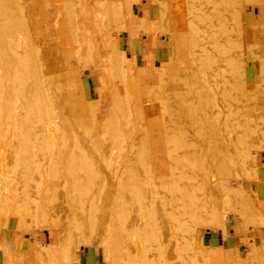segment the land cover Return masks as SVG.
Masks as SVG:
<instances>
[{
    "label": "rangeland",
    "instance_id": "rangeland-1",
    "mask_svg": "<svg viewBox=\"0 0 264 264\" xmlns=\"http://www.w3.org/2000/svg\"><path fill=\"white\" fill-rule=\"evenodd\" d=\"M61 1H59V0H48V2H45L44 0H42V1L32 0L31 1L32 3L37 2L38 4H41V7H39V6H38L39 8L35 7V9L33 7V9L36 13L33 12L32 9L29 11L30 12V19L28 22H30V21L31 22L30 23L27 22V25H26L27 31L33 30V27H32L33 23H34L33 18L35 19V16L37 15V13L39 14L37 16L44 15L45 17H48V18H46L47 20L50 18L49 23L52 24L51 26H50V24L47 27L45 26L47 29V32L44 30L45 29L44 28V29H42L41 33L37 36V37H39V44L43 40L47 41L46 49L51 52V55L49 56V58H47V61H48V63H51V71H49L48 75H46L45 77H43V76H42V78L38 77L39 79H37V76H35V78L37 79V81H36V80H34L35 78H33V76H34L33 67L31 64H28L27 65V67H28L27 72L29 75H28V78H26L28 81V83H26V87H28V88H26L28 90V94L33 92V93H31L30 98H31V103L33 105H35V106H33L34 112L38 118H39L38 114L40 115V117L44 116L43 118L41 117L42 120L40 119L41 122H40L39 126L41 125L40 128H42V130L47 129L46 131H48V132L46 133V131L43 130L44 133H43V131H41L42 133H39L38 135H36V138L38 140L36 138H33V140H32L33 141V145H32V147H33L32 152L33 153H31L33 155V158H30L31 160L28 158H26V159L23 158L25 160H22V159L19 160L18 158L12 159V161L13 160H19V161L22 160L25 162L27 161V164H25V162H23L24 163V166H23L22 161H21V163L19 161H17L19 163L14 161V163H17L15 165L18 166V164H19L18 168L17 167H15V169H14V167L12 168V171L13 170H16V171L9 173V175L7 174L9 171L6 172V174L10 177H11V174H13L14 172L16 173L17 171H18V174L20 172L19 175L21 177H22L23 173L25 174L26 172H28V174L26 173V175L23 176L21 179L19 178L17 185L19 183L20 186L18 185L16 188L12 187L13 190L12 189L11 190L13 192V197H12V193L10 191H8V193H7V195L9 196L8 198H10V199L14 198L15 199V202H14L15 206L8 205L7 208H5L4 205L0 206L1 207L0 208V210H1V212H0V247H2L3 250L5 251L6 264H15L12 261V259H10L9 253L13 254L14 256L16 254H19L18 259H22L20 264H50V263L51 264H111V263H113V264H116V263L117 264H125V262H127L128 259L130 261L127 262V264H147V263L150 264V262L152 264V261H153V264H160V263L161 264H165V263L166 264L167 263H169V264H187V263L188 264H199V263L200 264H206V263L207 264H209V263L210 264H217V263L218 264H236V263L237 264H256L258 260H260V262L258 261L257 264H260V263L263 264V262H264V204H263L264 203V126L263 125L254 124V125L248 126V134H249V132H253L254 133L253 136L247 135V136L243 137V136L235 133V134L229 135V137L228 136L225 137V135H224L223 137L227 138L226 140H224V141L222 140V141L218 142V140L216 139L217 140V142H216V140L209 139L208 136L205 135L202 137V138H205L204 141L203 140L201 141L202 138L200 140H198V142H200L203 145V147L205 148L204 152H207V153L206 154L203 153V155L205 154V157H204L205 159L203 161L201 158H198L197 160H194L192 162L194 164L191 166V169L196 174H199L200 178H198V182H196L197 185H194L195 189L191 188L194 190V194H193V190L189 189L190 194L188 193L187 195H189V196L193 195L195 197H198L201 194H206V195L212 196L213 199L218 200V204H217L218 209H220V210L224 209V213L221 216L220 222L216 221V223H214V222L213 223H207V224L199 225L197 227L187 228L186 216H182V217H180L181 222L180 221L178 222L179 224L180 223H182V224L179 225V224L173 223L166 230L167 233L165 232V234H164L165 236H163V238H162L159 236V232H156V231H158L159 225L157 223L158 221L154 220L155 218L150 212L152 210V206L145 204L146 207L145 206L144 207L146 209L144 208V211H143V208H142V212L138 211V214H137L136 213L137 211L134 209V206L136 207L138 205V199L140 197V195H138V194H140V193L137 192L136 190H134L135 188H131L130 190L125 189V191H124L123 187L120 189L119 186H121L120 184H122V182H124L125 177H123V174L127 173L128 171L130 173L132 172V174L133 173L136 174V172L139 171V169H142L141 166H143L145 164H146L145 167L149 166L148 162L151 161L153 156L151 154V150L149 149V152H148L147 149L150 147L152 139H158L160 141H163L162 139H164V140H166V138L168 139L167 133H165V132H167V131H165L166 130V123H165L166 122V115L163 111V106H162L164 99L165 100L167 99L166 101L173 103L176 100H179L178 96L175 97V94H173V93H175L173 90L185 91L188 88L187 86H189V85L192 86L193 84H195L194 81L197 79L198 76H200V77H198L200 79H197L196 81H198V80L201 81V80L205 79L202 76L204 74L199 75L202 73L201 72L202 66L200 64L201 63L200 62L201 57H200L199 53L201 50L203 51V47H204V49H211L210 48L211 44H210V42L208 43V40H207L208 38H212L209 35H212L213 33H215L212 35V36L215 35L213 37V39L219 40L220 42L224 43L225 45H229V43L231 44V42H229V41H232V40L233 41L236 40V42L239 41L238 43L240 45V49H238L239 51H238L237 57L240 59V62L244 61V57L245 58H247L248 56L251 57V52L253 53L252 56L257 55V57H259V59L264 61V51H263V49H264V41H263L264 40V34H263L264 30L262 31V29H264V0H198V1L197 0H127L126 2H125V0H116V1L115 0H112V1L111 0H100L101 2L99 1V3L97 0H96V2L94 0H70V2H68V0L67 1L63 0V3ZM102 1H107V2H104V4L105 3L108 4L109 1H111L112 3L109 2L110 6L107 7L106 5L103 4ZM43 2H44V4H42ZM51 2H53V3H51ZM72 2H73V4H72ZM45 3H48L49 5H47ZM64 3L66 5L72 4L71 7L73 6V10H74L73 14H75L74 16H72V18L70 16H68L69 14H68L67 9L66 10L64 9L62 11L63 13L60 12L61 8H63V7L66 8V5H63ZM93 3L98 4V5H93ZM161 3H163L164 5ZM195 3H196V8H195ZM56 4L58 6H56ZM84 4L87 6H85ZM190 4H191V6H190ZM228 4H230L231 6ZM82 5H84L87 8V14L90 17V21H91L90 22L91 24L87 26L88 27L87 29H89L88 32L89 31L91 32V33L89 32L88 36H90L89 39H92V40L90 42L88 37L85 38V40L88 39V40H86L87 42L85 41V43H86L85 45L81 41L80 31H81L82 26L79 24V18L81 16L80 11H81ZM218 5H219V7H218ZM227 5L230 7H228ZM112 6H113L114 10H113ZM226 6H227V8H226ZM55 7H58V8H55ZM211 8H213L214 10L211 11L212 10ZM231 8H232V11H231ZM208 9L209 10L211 9V10L209 11ZM146 10L148 12V18H149L150 22L148 24L143 22V24H142V21H143L142 17H144ZM163 10H165V11H163ZM101 11H103V12H101ZM104 11H106L107 13H105ZM116 12L118 14H116ZM33 13H34V15H33ZM64 13H65V16H64L65 17V25L68 27V29H66L67 27L64 28L65 27L64 18L61 17V16H63L62 14H64ZM159 13H161L162 15L161 14L159 15ZM120 14H122V15H120ZM217 14L220 16H218ZM92 15H93V17H95L96 15L98 17L96 16L95 18H93ZM44 16H42L40 18L44 19L45 18ZM106 16L107 17L109 16L108 17L109 19ZM122 16H124V17H122ZM197 16H198V18H197ZM230 16H231V19H230ZM53 17H54V19H52L53 23H51V18H53ZM56 17L58 18V20H56L57 19ZM67 17H68V19H67ZM75 17H76V19H75ZM220 17L223 21L222 23H221ZM103 18L105 20H103ZM66 19L68 20V22ZM112 19L114 22L111 23L110 20H112ZM188 19L192 20V22ZM224 19H225V21H224ZM215 20H216L217 24L214 23ZM218 20H220V21H218ZM54 21H55V24H54ZM56 21H58L59 23H57ZM101 21H102V23H101ZM60 22L63 23L64 29L62 27H60V25H58V24H61ZM69 22L72 24H70ZM131 22H132V24H135V26L132 25ZM187 22L188 23L190 22L189 24L192 25L193 27L189 28L190 25L187 26V24H188ZM241 22L242 23L244 22V23L242 24ZM113 23H115V24H113ZM29 24H32V26L31 25L29 26ZM56 24L58 25V27L56 26ZM94 24H96V25H94ZM122 24H126L125 27H123V30L120 29L121 26H123ZM127 24L130 26L129 27L130 29L128 28ZM215 24L217 25V27L219 24L218 30H216L217 27ZM116 25L119 27V29H117V27H115ZM151 25H153L155 28L153 26L150 27ZM183 25H185L186 29H185V27H183ZM229 25H230V27H229ZM42 26H44V25H41L40 28ZM49 26H50V28H49ZM53 26H55V27H53ZM72 26L76 27V28L73 29ZM95 26H98V27H95ZM209 26H211L212 29H210ZM221 26H224L225 28H223ZM100 27H102V28H100ZM108 27L110 28V31H107V30H109ZM111 27H112V29H111ZM113 27H115V28H113ZM220 27H221V29L223 28L226 30H220ZM238 27L239 28L241 27V28L239 29ZM60 28H62L63 31L62 30L60 31ZM77 28H79V30L75 32V30H77ZM93 28H95L94 31H93ZM98 28H100V29L105 28L102 31L107 32V34H104ZM126 28H127V30L128 29L130 30V31L128 30L130 33H127L128 31L126 30ZM138 28H140V29H138ZM192 28L193 29L196 28V30H195L196 34L192 33L195 31L191 32V30H193ZM236 28L239 29L240 31H238ZM230 29L231 30L233 29L232 33H231ZM67 30H68V34H65V33H67ZM185 31H187V32L184 33ZM225 31H227V32H225ZM73 32H74V34H72ZM92 32H94V34H92ZM180 32H182L183 34ZM190 32L192 33V35H190ZM45 33L48 36L45 35ZM101 33L106 35V36H103V38H102ZM108 33H110V34H108ZM203 33L206 34V37L207 36L208 37H207V39L200 41V37L203 35ZM221 33L226 35V36L221 35ZM70 34H72L71 35L72 37L70 36ZM96 34L98 35V37ZM181 34L183 35V37L180 36ZM235 34L237 37H235ZM40 35H41V37H40ZM79 35H80V37H79ZM92 35H93V37H92ZM44 36H45V38H44ZM61 36H65V37H61ZM112 36H113V38H111ZM219 36H220V38H218ZM51 37H53V39ZM178 37H179L180 41L178 39L177 42H180V43H178L180 45L176 44L177 43L176 40ZM185 37H186V39H185ZM193 37L195 39H193ZM228 37H230L231 39L233 38V39L229 40ZM49 38H51L52 40H50ZM74 38H76V40L78 42H76L74 40ZM257 38L259 41L257 40ZM262 38H263V40H262ZM66 40H68V41H66ZM93 40H95L97 43H95V41L93 42ZM99 40H100V42H99ZM70 41L72 42V45H69ZM225 42H227V43H225ZM74 43H76L78 45L75 47L76 44H74ZM91 43H92V45H90ZM204 43H205V45H204ZM257 43H258V45H256ZM87 44H89V45H87ZM241 44L246 46V48H244V46ZM241 46H243V47H241ZM88 47H89V49H87ZM247 47H249L250 49H247ZM85 48L87 49L88 52H86ZM179 48H183V49H179ZM243 48L246 50L242 51V50H244ZM70 49L73 51L70 52ZM89 50H91V51H89ZM179 50L181 53L179 52ZM212 50H213V48H212ZM193 51H195V53ZM239 52L242 53V56ZM243 53L245 54V56H243ZM108 54H109V56H108ZM175 55H177V56H175ZM27 56H29V55L26 54V57ZM79 56L81 59L79 58ZM83 56L87 59L82 58ZM88 57L89 58L91 57V58L89 59ZM148 57H149V59H148ZM43 58L44 57L39 58V62H40L39 64H41V61L43 60ZM197 58H199V59H197ZM78 59H79V61H78ZM108 59L110 62L108 61ZM76 60L78 61V63ZM91 60H93V61H91ZM100 60H101V63H100ZM117 62H118V64H117ZM180 63H181V65H180ZM103 64H106V65H103ZM193 65H195L197 68ZM252 66L253 65H252L251 61H249L248 65L245 66V70H246L245 71V74H246L245 77L247 78V82L250 84H253L255 86H258L259 84L264 85V72L262 73V75L259 79V80H263V82L258 83V79L256 78V76L252 70ZM168 67L172 72L169 71ZM179 67H180V69L178 70ZM241 67H243V64H241ZM241 67H240V74L233 76L234 81H236V82L239 81L238 83L244 82L243 81L244 74L241 72L242 71ZM260 67H264V63L260 64ZM116 68H117V70H116ZM70 70H71V73H70ZM141 70H143V71L141 72ZM190 70L191 71L193 70V71L191 72ZM64 71L69 72V73L68 72L67 73H68V75H70L69 77L72 80L70 78H68V75ZM27 72L25 73V75L27 74ZM176 72H178V73H176ZM72 73L74 74L73 76H72ZM190 74H192L193 77ZM31 75H32V77H31ZM122 75L125 77H123ZM127 76H128V78L129 77H131V78L128 79ZM26 77H27V75H26ZM46 77H47V79H46ZM157 77H159L163 80L161 81V79H159ZM184 77L187 80H185ZM195 77H196V79H195ZM201 77H202V79H201ZM48 78L49 79L52 78L53 80L52 79H50V80H52L53 83L51 81H50L51 83H49ZM56 78L58 80H56ZM134 78H135V80H134ZM40 79L42 81L38 82ZM159 80H160V82H159ZM178 80L179 81L181 80L182 83H181V81L179 82ZM69 81H71V82L68 83ZM174 81H175V83H173ZM67 83H68V85H67ZM39 84L43 85V86H40ZM52 84H54V85H52ZM32 85L38 86V87L35 86L37 89L34 88ZM31 86L33 89L31 88ZM40 89H42V90H40ZM160 89H162L164 91H162ZM259 91L263 92L264 90H259ZM42 92L44 95L41 94ZM148 92H150V93H148ZM45 93L47 96H45ZM164 93H165V95H164ZM32 94H34V95L36 94V96L38 95L37 98H38V100L39 99L40 100L38 102H35L36 100L34 101V99H36V98L34 95H33L34 96V98H33ZM40 94L43 97H45L46 100L45 99L43 100V97ZM149 94H151V95H149ZM167 94L168 95L170 94V95L167 96ZM81 95L83 96L82 98H81ZM148 96H149L150 100H148L149 99ZM151 96H152V99H151ZM137 97H138V99H137ZM171 97H173L174 99ZM80 98L82 100H79ZM122 98H123V100H122ZM130 100H132V101L130 102ZM159 100H161V101H159ZM40 101L42 102V104ZM101 101H103V102L100 104ZM140 101L142 103V104L140 103V105L142 107L144 106L143 108L141 107V109L139 106ZM33 102H35V104ZM123 102H124V104H122ZM74 103H75V106H74ZM153 103H155L157 106H155V104H153ZM131 104H133V105H131ZM263 104H264V102H262V105ZM41 105L44 107H42ZM123 105H125V107ZM136 106H138V107H136ZM147 106H149V108ZM150 106H151V112H150ZM35 107L38 110L39 109L41 110L42 108H43V110L46 109V111H44V112L47 113V115L44 112H43L44 115H42V112H40V110L38 111L36 109V111H35ZM49 107H50V109H49ZM95 107H97V108H95ZM173 107H176V106L173 105ZM263 107L264 106L261 107L260 113L264 116ZM51 108H52V110H51ZM126 108L128 109V111ZM146 108L149 109V113L146 112V111H148ZM49 110H51V113L52 112H54V113L50 114ZM102 110H103V112H102ZM47 111H49V112H47ZM97 111H99V112H97ZM36 112L37 113L39 112V113L37 114ZM57 112L61 113L62 118L55 117V114ZM82 112L84 114H81ZM88 112H90L92 114H90V113L88 114ZM94 112H96V113H94ZM121 112L123 115L121 114ZM128 112H129V114H128ZM161 112H162V114H161ZM93 113L96 114L97 116L96 115L94 116ZM126 113L128 115H125ZM145 113L148 114V115L146 114L147 118L145 116ZM155 113L158 117L157 122L153 121V120L157 119L155 117L156 116ZM158 113H159V116H158ZM86 114H88V115H86ZM50 115L52 117H50ZM123 116L124 117L130 116V118L125 119ZM148 116H150V117L148 118ZM85 117H87V118H85ZM114 117L115 118L118 117V119L117 118L116 119L118 120L119 126H118V123L116 122L117 120H113ZM134 117H136L137 119H135ZM48 118H50L53 123ZM140 118H142V120H144V121H142ZM43 119H44V124L42 125ZM85 119H87V120H85ZM89 119H90V121H89ZM130 119H132L133 121ZM149 119L152 121V123H151V121H149ZM45 120H46V122L48 121L47 122L48 124L45 123ZM145 120L147 121V124H146ZM86 121H89V123L90 122H93V123L89 124ZM162 121H164V125H162L163 124ZM84 122H86V123L83 124ZM113 122H115L116 124ZM143 122H145V124H143ZM81 123L83 126L81 125ZM111 123H113V125H114L113 127L111 126ZM45 124H47V127ZM92 124L94 126H92ZM107 124H109V125H107ZM156 124H157V126H156ZM106 125H107V127H106ZM116 125L119 128H117ZM133 125H134V127H133ZM145 125L150 126V127H146ZM90 126H91V128L93 127L92 128L93 130L89 129ZM110 126L112 128H110ZM124 126H126V128H124ZM45 127H46V129H45ZM137 127H138V129H137ZM151 127L154 129H152ZM51 128H54V129L52 130V132L49 135H46L51 131L48 129H51ZM57 128H59V130ZM102 128H105V129L102 130ZM121 128H123V129H121ZM131 128H132V130H131ZM164 128H165V130H164ZM261 128H263V129H261ZM55 129H56V131H55ZM184 129L185 130L180 129L179 131H181V132L186 131L185 132L186 135L182 133V135H184V137L186 138V137H188V135L191 131V128L189 125H187V126L185 125ZM57 131H59V132H57ZM82 131H84V132H82ZM53 132H57V133H53ZM72 132L74 133V135H72L73 134ZM81 132L83 134L85 133L84 135L87 136L86 139L89 142L88 145L84 144L86 151H87V155H85V157L89 158L88 152L90 150L94 149V151H100L98 153L95 152V155L92 157V160L94 162L93 168L92 169L89 168L90 171L93 170V172H95L92 174L88 170V168L80 166L77 157H75L77 160L76 159L71 160V161H73L74 165L72 162L70 163L66 159H65L66 160V163H65L64 158L62 160L64 163L59 165V159L55 160V161H57V163H56L52 159L53 157L50 156L51 154L54 153V152L52 153L51 150L52 149H53V151L55 150V146L57 144L56 142H58V139L61 140V138L63 137L59 133L70 134L73 136L72 138L74 140L71 141V143H73L71 145V148H73L75 146L74 143L75 142L77 143V140H78L77 137L83 136V134ZM89 132L91 133V135ZM113 132H116V133H113ZM160 132L162 134H160ZM119 133H120V135L123 136V137L121 136L122 138L119 136ZM54 134H56L58 136V138ZM114 134H117L116 135L117 137H115ZM176 134H180V132L177 131ZM40 135L44 136V137H41ZM52 135H54V137H56L57 139L52 140V138H53ZM125 135L128 136L129 138L134 139L133 150H130L129 148H127V146L125 145V142H123V141L127 140L126 138H128ZM131 135H133V136H131ZM155 135H156V138H155ZM164 135H166V136H164ZM108 136H109V138H108ZM118 136H119V138H118ZM146 136H147V138H146ZM177 136H181V135H177ZM111 137H113V138H111ZM151 137H152V139H151ZM163 137H165V138H163ZM42 138H43V141L45 140L44 142H42ZM91 139H92V141H91ZM36 140H37V144H35ZM51 140H52L53 144H55V143L56 144L55 145L51 144L52 143ZM54 141H56V142L54 143ZM245 141H246V143H245ZM39 142H40V144H39ZM90 142H91V144H90ZM114 142H116V144ZM214 142L216 144H214ZM118 143H120V144H118ZM207 143H208V146L210 148L207 146ZM210 143H212L211 144L212 146L210 145ZM110 144L114 145L115 147L113 146V148H111L112 146ZM36 145H40L41 147L40 146H38L39 148L36 147L37 148V150H36L34 147ZM97 145H99V146H97ZM118 145H120V146H118ZM122 145H124V146H122ZM214 145H216L217 148H215ZM116 146H118V148ZM137 146H138V148H137ZM218 146H220V147H218ZM221 146H223V147H221ZM42 148H44L45 151ZM99 148H100V150H98ZM207 148L212 150L211 154L213 156L211 155V158L213 157L214 159L210 158V150H208ZM119 149H120V151H119ZM134 149H137V150L134 151ZM162 149H163V151H162ZM167 149H168L167 145H164V146L161 145L160 148L158 147V149L156 150L155 155L160 156V155L165 154L164 156H160V157L165 158L166 153H167ZM10 150H9V152H10ZM123 150H125V151H123ZM42 151H43L44 155H42ZM128 151H130L129 154H128ZM165 151H166V153H165ZM46 152H48V153H46ZM225 152H227V153H225ZM35 154H36L38 160H37V158H35ZM147 154H149L152 157H150L149 155L147 156ZM100 155H101V157H100ZM119 156H122V157H119ZM223 156H225L226 159ZM41 157H43V158H41ZM50 157L55 163L52 161V163H53L52 164L51 160L49 161L50 164L47 163L48 162L47 160H49ZM88 158H86V160ZM121 158H125V159L123 160ZM43 159L45 161H43ZM41 160L43 163L41 162ZM122 160L124 161V164L126 166H123L124 164H122L123 163ZM212 160H214L217 164ZM218 160L220 161L219 164H218ZM228 160H229V162H228ZM67 161L70 163L69 166H68ZM75 161H76V163H75ZM126 161H127V163H126ZM195 161H197L196 165H195ZM199 161L205 164V165L203 164L204 168H202L203 165ZM211 161H212V163H211ZM118 162H120V163L118 164ZM221 162H222V164H221ZM225 162L227 165H225ZM115 163H117V165H119L120 167L119 166L117 167V165ZM207 163H210V164H207ZM54 164H56V165H54ZM75 164L76 165L78 164L77 167ZM214 164H216L217 166ZM35 165H37V166L35 167ZM198 165H200V167H197ZM222 165H223V167H222ZM230 165H234V167L231 168ZM238 165H241L240 168L244 166L241 169V172H240V168L238 167ZM52 166H55V167H52ZM57 166H58V168H57ZM61 166H62V168H61ZM109 166L112 168H110ZM122 166L124 167V170H123L124 172L122 174V177L120 178L122 180L119 179L120 180L119 186L116 185V187H114V189H111L109 192H104L103 187L101 188L102 184H104V182L106 180H110L111 176L113 175L112 172L115 169L122 168ZM128 166L131 169L130 168L126 169ZM207 166H209L208 167L209 169L212 168V170H210L211 173L208 172L209 169L207 168ZM22 167H23V169H21ZM29 167H30V169H29ZM228 167H230L231 169ZM50 168H52V170H54V169L56 170V168H57L59 175H56L55 174L56 171L54 172ZM74 168H75V170H74ZM26 169H29V170L32 169V171H34V172L31 173V171H28ZM38 169L40 170V172ZM199 169H200V171H198ZM202 169H205V171L207 169L208 170L207 173H209L211 175L206 174V172H204V170L202 171ZM49 170L52 171L51 172L52 175L54 174L52 178H51L52 175L51 176L49 175L50 174ZM63 170H65V171H63ZM226 170H229V171H226ZM24 171H26V172H24ZM29 172H30V175H29ZM42 172H45V174ZM169 172L170 171H167L166 175H169V177L171 175L173 176L174 173L172 172V174H171V172L170 173ZM68 173H71V174L67 175ZM113 173H115V171ZM227 173H228L227 176H229V177H232L234 175V177H232L233 179L235 178L234 181L237 180L236 182L238 185L236 184V186L233 185L235 182H233V183L231 182V188L232 189L230 188V186H228L230 183L226 186L223 183V180H225V179L221 180V177L224 175L226 176ZM40 174L42 176H40ZM93 174H94V177H92ZM246 174H247V176H246ZM248 174L250 176H248ZM14 175L15 174H13V176ZM31 175H33V176H31ZM34 175H36V176H34ZM37 175H39L40 177L39 176L37 177ZM43 175H45V176L47 175L48 177L46 176L47 178L46 177L43 178ZM55 175L59 178H56ZM204 175L207 177V179L209 178V180L205 179ZM96 176L99 179H97ZM211 176H213L212 177L213 179L210 178ZM219 176H220V178H219ZM201 177H204L203 180ZM25 178H26V180H25L26 183L24 181ZM34 178H35V182H34ZM92 178H94V181ZM216 178H217V180H216ZM31 179L33 180V182L30 181ZM101 180H102V182H101ZM199 180H200V182H199ZM36 181H38V182H36ZM40 181H42V183ZM87 181H88V183H87ZM90 181H93V187H92V185H89L91 183ZM99 181H100V183H98ZM205 181H208V182L204 183ZM209 181H210V183H209ZM211 181H212V183H211ZM40 183L42 185H44L48 191V193L46 192L48 195L45 194L44 198L48 196V198H46V199L49 200L51 198V201L54 200V198L55 199L59 198V199L55 200V203L52 201L53 203L50 204V202H51L50 201L48 204L50 206L47 205L48 200L46 201V199L41 200V202L44 201L43 203H39L40 202V197H39V200L37 201L38 196L36 197L37 192H35V191L38 190L37 188L42 186V185H40ZM86 183H87V185H83ZM214 183H216L218 185H221V184L222 185L221 186L217 185V187H216V184H214ZM219 183H221V184H219ZM22 184L23 185L26 184V186L24 185L25 192H23V188H22L23 185ZM35 184L37 187L35 186ZM206 184H207V186H206ZM30 185H31V187H30ZM12 186H14V184ZM15 186H16V184H15ZM211 186H213V188ZM214 186L216 189L214 188ZM79 187H81L82 189ZM206 187H208V188H206ZM85 189L88 192H86ZM97 189H100V190H97ZM101 189H102V191H101ZM203 189L206 191H204L202 193ZM211 189H213V190H211ZM224 189H226V190H224ZM233 189L236 190V191H234V193L236 192L237 195L233 194L232 192H231L232 193V195H231V193L229 191H231V190L233 191ZM237 189H238V191H237ZM83 190L88 195L85 194L84 192H82ZM119 190H120V192H119ZM251 190L253 192L250 193ZM187 191H188V189H187ZM224 191H226V192H224ZM26 192L27 193L31 192L30 197L33 198L35 201V202L34 201L31 202V204H30L31 207L29 206L30 208H28L26 204H23L25 202V194H27ZM227 192H229V195ZM95 193L96 194L99 193L100 195L97 194V197H96ZM217 193H218V195H217ZM239 193H241V194H239ZM136 195H137L138 199H137ZM23 196H24V198H23ZM66 196H68V199ZM171 196L174 197L173 195H171ZM20 197H22V198H20ZM185 197H186V199H188V197L183 194L184 199H185ZM218 197H219L220 201H219ZM22 199H23V201H22ZM255 200L260 201L261 204H259ZM95 201H96V203H95ZM141 202H142V200H141ZM228 202H229V204H228ZM240 202H242L243 205ZM37 203L40 205V207H41V204L42 205L44 204L43 207L45 205H47V207L45 206V208L47 209L45 211H46V213L49 214L48 216L43 217L42 220H40V221L36 219V214H37L36 212L38 209H40L39 205H37L38 207L37 206L35 207V205ZM67 204H68V206H67ZM18 205H19V207H18ZM88 205H90V206H88ZM247 206H249V207H247ZM26 207L30 210V212L28 209H26ZM32 207H34L36 209L38 208V209L35 210ZM43 207H42L41 211L44 210ZM241 207L243 209H241ZM93 208L94 209L97 208V209L94 210ZM113 208L114 209L118 208V209L115 210L113 213V211H112ZM252 208H254V209H252ZM255 208H257L258 210ZM240 209H241V211H240ZM4 210H5V212H4ZM6 210H7V213H6ZM31 210H33V212ZM24 211L26 212V215H25ZM67 211H70V212H68V214H67ZM110 212H112V213H110ZM4 213H6V215ZM122 213H124V214H122ZM112 214H117V215L120 214V215L119 216L114 215L112 217ZM133 214H135V215L133 216ZM24 216H25V218H23ZM70 216H71V218H70ZM115 216L118 218L120 217L118 219L119 221L117 220L118 223L115 221V218H116ZM141 216H143V217H141ZM110 217L112 219L115 217L112 220L113 222L111 220L109 222V219H111ZM125 218H126V220H125ZM121 219H124V223L121 222V221H123ZM140 219H142V220H140ZM250 220H252V221H250ZM183 221H185V222H183ZM34 222H35L36 226H34L35 225V224H33ZM41 222H42V229H38L39 223L41 224ZM115 222H116V224H114ZM67 223H69V224H67ZM71 223H72V225H71ZM108 223H110V224L107 226ZM151 223L154 227L151 225ZM112 224L114 225V227H112L113 226ZM117 224H120L122 227L121 228H119L120 226L117 227ZM67 225H69V226H67ZM180 226H182V227H180ZM116 227H117V229H116L117 231L114 230ZM123 227H125V228H123ZM175 227L176 228L178 227L177 228L178 230ZM108 228L111 229L112 231L110 230L111 231L110 232ZM118 228H119V230H118ZM122 228H123V230H121ZM131 229H133V230H131ZM35 230L37 231V234L31 232V231H35ZM136 230H138L139 232L137 231L138 232L137 233ZM142 230H144V231L141 232ZM149 230L150 231L153 230V231L149 232ZM173 230H175L176 232ZM127 231H129V232H127ZM132 231H135V232L132 233ZM145 231H146V234H145ZM31 233L34 235H32ZM109 233H110V236L108 235ZM111 233H113V235ZM155 233H156V235H155ZM18 234H20V237L22 238V245H21L20 251L17 250V244H16V238H17ZM105 234L107 235V237ZM123 234H125L126 237L125 236L123 237ZM130 234L131 235L135 234V235H133L135 237L134 238H133V236L131 237ZM115 235L118 236L120 238V240ZM128 235H129V238L131 237L133 239L132 242H131V238L130 239L127 238ZM140 235H142V236H140ZM148 235L151 236L153 239H151V237H149ZM170 236H171V238H170ZM157 237H159V238H157ZM110 238H112V239H110ZM123 238H126L128 240H126V239L123 240ZM172 238H174V239H172ZM203 238L205 240L204 244L202 242ZM106 239L108 240V242ZM116 239H118V241ZM179 239H180V241H179ZM112 241H114V242H112ZM154 241L156 242L155 244H157V242H158L157 245L167 244L165 252L162 254V256H160L161 253L159 252V250H154L153 248H151L152 243H154ZM200 241H201V243H200ZM109 242H111V243H109ZM118 242H119V244H118ZM176 242H178V243H176ZM103 243H107V244H105V246H104ZM108 243H109V245H108ZM147 243H149L150 247ZM140 244L143 246H141ZM251 244H253V245H251ZM110 245L113 246V247H111L112 249H114V245L116 246L115 247L116 249L113 250L115 252H113L112 249L109 248ZM180 245H181V247H180ZM185 245H187V246H185ZM51 246H53V247H51ZM174 246L177 247V250ZM117 247H119V249ZM247 247H248V249H247ZM140 249L141 250L144 249V250L141 252ZM251 249H253V250L251 251ZM218 250L220 251V253L216 252ZM248 251H251V252H248ZM52 252H53V254H52ZM116 252L118 253L117 258L119 257L118 258L119 260L116 258ZM140 252H141V254H139ZM216 253L217 254L219 253V256ZM248 253H251V254H248ZM119 254L120 255L122 254V255L120 256ZM138 254H139V256H138ZM130 255L132 256L131 259H130ZM198 255H202V257L204 256L203 257L204 259ZM127 256H129V257H127ZM205 256H208V257H205ZM121 257H122V260H121ZM134 257H135V260H134ZM136 257H138V258H136ZM139 257H141V258H139ZM145 257H146V259H145ZM215 257H217V258H215ZM112 258H114V259H112ZM132 258H133V261H132ZM150 258H152L153 260H151ZM156 260H157V262H156ZM134 261H136V262H134ZM191 261H192V263H191ZM131 262H133V263H131Z\"/></svg>",
    "mask_w": 264,
    "mask_h": 264
},
{
    "label": "bare ground",
    "instance_id": "bare-ground-1",
    "mask_svg": "<svg viewBox=\"0 0 264 264\" xmlns=\"http://www.w3.org/2000/svg\"><path fill=\"white\" fill-rule=\"evenodd\" d=\"M32 0H0V206L1 205H4L5 206V208H7V206L8 205H10V206H15L14 205V202H15V199L14 198H8L9 196L7 195V193H8V191H10L11 193H12V197H13V192H12V187H14V188H16L18 185H19V183H18V185H17V182L19 181V178L21 179L23 176H25L26 175V173L28 174V172H26V171H24V172H26L25 174L23 173V175H22V177L19 175L20 174V172H19V174H18V171L15 173H13V174H15L14 176H13V174H11V177L10 176H8L9 175V173H11V172H13V171H16V170H13L12 171V168L14 167V169H15V167H17L18 168V166H19V164H18V166L17 165H15V164H17V163H21V161L22 160H25L26 158H28V159H30V158H33V155L31 154V153H33L32 152V145H33V138H36V135H38L39 133H42L41 131H43L42 130V128H40V126H39V124H40V122H41V117H40V115L38 114V116H39V118L37 117V115L35 114V112H34V107L33 106H35V105H33L32 103H31V98H30V95H31V93H33V92H31V93H29L28 94V90L26 89V88H28V87H26V83H28V81H27V79L26 78H28V70H27V65L28 64H31L32 65V67H33V73H34V76H33V78H35V76H37V79H39L38 77H41L42 78V76L43 77H45L46 75H48V73H49V71H51V63H48V61H47V58H49V56L51 55V52L49 51V50H47L46 49V43H47V41H45V40H43L40 44H39V37H37L40 33H41V31H42V29H44L46 32H47V29H46V27L50 24L49 23V19L47 20L46 18H48V17H45L44 15H42V16H44L45 18L44 19H42V18H40V17H42V16H37V15H39L38 13H37V15L35 16V19L33 18V20H34V23H33V26H32V24H29V26L31 25L32 27H33V30L32 31H27V29H26V25H27V22L29 21V19H30V10L32 9L33 10V12H35L34 11V9H35V7H41V4H38L37 2L36 3H32L31 2ZM40 1H42V0H40ZM45 2H48V0L46 1V0H44ZM59 1H61V0H59ZM65 1H67V0H65ZM95 2H96V0H94ZM98 1V3H99V1L100 0H97ZM112 1V0H111ZM111 1H109V2H111ZM116 1V0H115ZM127 0H125V2H126ZM198 1V0H197ZM57 2V1H56ZM62 3H63V0L61 1ZM68 2H70V0H68ZM86 2V1H85ZM90 2V1H89ZM101 2V1H100ZM103 2V4H104V2H107V1H102ZM109 2H108V4H109ZM119 2V1H118ZM208 2V1H207ZM233 2V1H232ZM50 3V2H49ZM51 3H53V2H51ZM60 3V2H59ZM112 3V2H111ZM116 3V2H115ZM153 3V2H152ZM190 3V2H189ZM211 3V2H210ZM223 3V2H222ZM239 3V2H238ZM42 4H44V2L42 3ZM45 4H47V5H49L48 3H45ZM72 4H73V2H72ZM71 4V5H72ZM101 4V3H100ZM107 3H105L104 5H106L107 7H109L110 6V4L108 5ZM121 4V3H120ZM160 4V3H159ZM161 4H163V3H161ZM214 4V3H213ZM225 4V3H224ZM55 5V4H54ZM63 5H66L65 3L63 4ZM71 5H66V8H61V13H63L62 11L65 9H67V11H68V16H70L71 18H72V16H74L75 14H73V12H74V10H73V6L71 7ZM85 5V4H84ZM82 5V8H81V11H80V14H81V16H80V18H79V24L82 26V28H81V31H80V35H81V41H82V43H84V45L86 44L85 43V41L86 40H88L89 39V37L90 36H88V34H89V32H88V30L89 29H87L88 27V25H90L91 23V21H90V17L88 16V14H87V8L85 7V6H87V5ZM93 5H98V4H95V3H93ZM113 5V4H112ZM125 5V4H124ZM164 5V4H163ZM167 5V4H166ZM178 5V4H177ZM187 5V4H186ZM209 5V4H208ZM228 5H230V4H228ZM227 5V6H228ZM56 6H58L57 4H56ZM79 6V5H78ZM190 6H191V4H190ZM227 6H226V8H227ZM231 6V5H230ZM230 6H228V7H230ZM33 7H34V9H33ZM38 7V8H39ZM89 7V6H88ZM167 7V6H166ZM187 7V6H186ZM217 7V6H216ZM218 7H219V5H218ZM55 8H58V7H55ZM60 8V7H59ZM112 8H113V6H112ZM164 8V7H163ZM189 8V7H188ZM195 8H196V3H195ZM221 8V7H220ZM79 9V8H78ZM91 9V8H90ZM192 9V8H191ZM212 9V10H211ZM210 10L211 11H213L214 9L213 8H211ZM223 9V8H222ZM80 10V9H79ZM113 10H114V8H113ZM112 10V11H113ZM152 10V9H151ZM209 10V9H208ZM209 10V11H210ZM217 10V9H216ZM215 10V11H216ZM235 10V9H234ZM119 11V10H118ZM117 11V12H118ZM161 11V10H160ZM163 11H165V10H163ZM231 11H232V8H231ZM58 12V11H57ZM56 12V13H57ZM98 12V11H97ZM101 12H103V11H101ZM105 13H107L106 11H104ZM116 12V14H118ZM120 12V11H119ZM187 12V11H186ZM194 12V11H193ZM229 12V11H228ZM36 13V12H35ZM92 13V12H91ZM95 13V12H94ZM93 13V14H94ZM121 13V12H120ZM214 13V12H213ZM218 13V12H217ZM240 13V12H239ZM60 14V13H59ZM98 14V13H97ZM111 14V13H110ZM161 13H159V15H160ZM221 14V13H220ZM33 15H34V13H33ZM54 15V14H53ZM52 15V16H53ZM57 15V14H56ZM63 16H61V17H63L64 18V25H65V13L64 14H62ZM120 15H122V14H120ZM162 15V14H161ZM193 15V14H192ZM218 15V14H217ZM97 16V15H96ZM95 16V17H96ZM101 16V15H100ZM215 16V15H214ZM218 16H220V15H218ZM217 16V17H218ZM55 17V16H54ZM54 17L53 18H51V23H53L52 22V19H54ZM60 17V16H59ZM69 17V18H70ZM92 17H93V15H92ZM95 17H93V18H95ZM98 17V16H97ZM107 17V16H106ZM109 17V16H108ZM107 17V18H108ZM122 17H124V16H122ZM240 17V16H239ZM57 18V17H56ZM74 18V17H73ZM100 18V17H99ZM102 18V17H101ZM129 18V17H128ZM143 18V21H142V24H143V22L144 23H149L150 22V20H149V18H148V12H147V10L145 11V14H144V17H142ZM160 18V17H159ZM197 18H198V16H197ZM208 18V17H207ZM67 19H68V17H67ZM66 19V20H67ZM75 19H76V17H75ZM109 19V18H108ZM111 19V18H110ZM194 19V18H193ZM220 19H221V17H220ZM230 19H231V16H230ZM241 19V18H240ZM56 20H58V18L56 19ZM74 20V19H73ZM96 20V19H95ZM103 20H105L104 18H103ZM122 20V19H121ZM127 20V19H126ZM140 20V19H139ZM188 20H190V19H188ZM217 20V19H216ZM216 20H215V22L214 23H216ZM111 21V23L112 22H114L113 21V19L112 20H110ZM109 21V22H110ZM118 21V20H117ZM191 22H192V20H190ZM218 21H220V20H218ZM217 21V22H218ZM224 21H225V19H224ZM227 21V20H226ZM243 21V20H242ZM31 22V21H30ZM30 22H28V23H30ZM57 23H59L58 21H56ZM62 22V21H61ZM60 22V23H61ZM67 22H68V20H67ZM95 22V21H94ZM106 22V21H105ZM130 22V21H129ZM162 22V21H161ZM201 22V21H200ZM203 22V21H202ZM208 22V21H207ZM211 22V21H210ZM209 22V23H210ZM223 21H222V19H221V23H222ZM70 23V22H69ZM101 23H102V21H101ZM116 23V22H115ZM115 23H113V24H115ZM128 23V22H127ZM141 23V22H140ZM188 23V22H187ZM190 23V22H189ZM187 24V26L188 25H190V24ZM196 23V22H195ZM234 23V22H233ZM240 23V22H239ZM242 23V22H241ZM244 23V22H243ZM242 23V24H243ZM54 24H55V21H54ZM53 24V25H54ZM62 24V25H61ZM61 24H58V25H60V27H64L63 26V23H61ZM67 24V23H66ZM70 24H72V23H70ZM98 24V23H97ZM106 24V23H105ZM108 24V23H107ZM121 24V23H120ZM131 24H132V22H131ZM217 24V23H216ZM215 24V25H216ZM41 25H44V26H42L41 28H40V26ZM52 24H50V26H51ZM58 25L56 24V26L58 27ZM94 25H96V24H94ZM102 25V24H101ZM119 25V24H118ZM123 26H121V28L120 29H122L123 30V27H125V25L126 24H122ZM128 25V24H127ZM132 25H134L135 26V24H132ZM154 25V24H153ZM153 25H151L150 27H152ZM194 25V24H193ZM206 25V24H205ZM210 25V24H209ZM213 25V24H212ZM227 25V24H226ZM225 25V26H226ZM46 26V27H45ZM50 26H49V28H50ZM74 26V25H73ZM72 26V27H73ZM99 26V25H98ZM98 26H95V27H98ZM108 26V25H107ZM120 26V25H119ZM133 26V27H134ZM155 26V25H154ZM153 26V27H154ZM53 27H55V26H53ZM56 27V28H57ZM67 26L65 25V27L64 28H66ZM94 27V26H93ZM115 27H117V29H119V27L116 25ZM115 27H113V28H115ZM130 26L128 25V28H129ZM183 27H185V25H183ZM191 27H193L192 25H190V27L189 28H191ZM210 27V29H212L211 28V26H209ZM208 27V28H209ZM216 27H217V25H216ZM221 27H223V28H225L224 26H221ZM221 27H220V30H226V29H221ZM229 27H230V25H229ZM244 27V26H243ZM28 28V27H27ZM62 28H60V31L62 30L63 31V29ZM76 27H73V29H75ZM100 28H102V27H100ZM100 28H98V29H100ZM135 28V27H134ZM141 28V27H140ZM140 28H138V29H140ZM148 28V27H147ZM146 28V29H147ZM155 28V27H154ZM163 28V27H162ZM218 28H219V24H218V27L216 28V30H218ZM233 28V27H232ZM239 28V27H238ZM241 28V27H240ZM239 28V29H240ZM262 28V27H261ZM59 29V28H58ZM66 29H68V27L66 28ZM94 29L95 28H93V31H94ZM103 29H105V28H103ZM103 29H100L101 31L103 30ZM107 29V28H106ZM108 29L109 30H107V31H110V28L108 27ZM111 29H112V27H111ZM130 29V28H129ZM128 29V30H129ZM133 29V28H132ZM153 29V28H152ZM169 29V28H168ZM185 29H186V27H185ZM184 29V30H185ZM193 29V28H192ZM237 29V28H236ZM239 29H237L238 31H240ZM50 30V29H49ZM79 30V28H77V30H75V32L76 31H78ZM126 30H127V28H126ZM125 30V31H126ZM127 30V31H128ZM151 30V29H150ZM167 30V29H166ZM181 30V29H180ZM189 30V29H188ZM187 30V31H188ZM196 30V28L195 29H193V30H191V32L192 31H195ZM233 30V29H232ZM232 30L230 29V31H231V33H232ZM264 29H262V31H263ZM44 31V32H45ZM56 31V30H55ZM106 31V30H105ZM117 31V30H116ZM130 31V30H129ZM127 32V33H130V32ZM187 31H185L184 33H186ZM190 31V30H189ZM229 31V30H228ZM49 32V31H48ZM65 32V31H64ZM88 32V33H87ZM96 32V31H95ZM100 32V31H99ZM98 32V33H99ZM103 32V31H102ZM168 32V31H167ZM173 32V31H172ZM190 32V35H192V33H195L196 34V31L195 32H192L191 33ZM205 32V31H204ZM221 32V31H220ZM225 32H227V31H225ZM224 32V33H225ZM235 32V31H234ZM237 32V31H236ZM58 33V32H57ZM91 33V32H90ZM97 33V34H98ZM104 34H107V32H103ZM154 33V32H153ZM180 33H182V32H180ZM200 33V32H199ZM65 34H68V30H67V33H65ZM72 34H74V32L72 33ZM72 34H70V36L72 35ZM92 34H94V32H92ZM96 34V35H97ZM102 34V33H101ZM104 34H102V38H103V36H106V35H104ZM108 34H110V33H108ZM133 34V33H132ZM183 34V33H182ZM180 35V36H182L183 37V35ZM189 34V33H188ZM202 34V33H201ZM213 34H215V33H213ZM212 34V35H213ZM217 34V33H216ZM261 34V33H260ZM264 34V33H263ZM45 35H47L46 33H45ZM61 35V34H60ZM76 35V34H75ZM80 35H79V37H80ZM87 35V36H86ZM91 35V34H90ZM187 35V34H186ZM212 35H209V36H211L212 38H208L207 39V37H206V34H204L203 33V35L200 37V41L201 40H205V39H207L208 40V43L210 42V44H211V49H204V47H203V51L201 50L200 51V53H199V55H200V64H201V69H202V73L201 74H199V75H202V74H204V75H202L203 76V78H205V79H203V80H201V81H196L197 79H200V78H198V77H200V76H198L197 77V79H196V77H195V81H194V83L195 84H193L192 86H187L188 88L185 90V91H175V90H173L175 93H173V94H175V97L176 96H178V98H179V100H174L175 102H169V101H166L165 99H164V101H163V111H164V113H165V115H166V130H165V128H164V130L165 131H167V132H165V133H167V136H168V139L166 138V140H164V139H162L163 141H160V140H158V139H152V137H151V144H150V147L147 149V151L149 152V149L151 150V154H152V156H150L149 154H147V156L149 155L150 157H152V159H151V161L150 162H148L149 163V166L148 167H145V165H143V166H141V168L142 169H139V171H137L136 172V174H132V172L130 173L129 171L127 172V173H125V174H123V170H124V167L123 166H126L125 164H124V159L125 158H121V159H123L122 161H123V163L122 164H124L123 166H122V168H117L119 165H117V163H115L116 165H117V169H115L114 171H115V173H113L112 172V176H111V178H110V180H106L105 182H104V184H102V186H101V188L103 187V189H104V192H109L111 189H114V187H116V185L117 186H119V181L120 180H122V179H120L121 177H122V174H123V177H125L124 178V182H122V184H120L121 186H119L120 187V189L123 187V189H124V191H125V189H131V188H135L134 190H136L137 192H139L140 194H138V195H140V197H139V199H138V197H137V195H136V197H137V199H138V205L135 207L134 206V209L137 211L136 213L138 214V211H141L142 212V208H143V211H144V208L146 207L145 206V204H147V205H151L152 206V210L150 211L151 212V214L154 216V220H156V221H158L157 223H158V231H156V232H159V236L160 237H162L163 238V236H165L164 234H165V232H166V230L173 224V223H176V224H179L178 222L180 221V217H182V216H186V226H187V228H192V227H197V226H199V225H202V224H207V223H216V221H219L220 222V220H221V216H222V214L224 213V209H218V207H217V204H218V200H215V199H213V197L212 196H210V195H206V194H201L200 196H198V197H195V196H189V195H187L188 193H189V189L190 190H193V189H191V188H194L195 186L194 185H197L196 184V182H198V178H200V175L199 174H196L194 171H192V169H191V166L194 164V163H192L194 160H197L198 158H201L202 159V161L205 159L204 157H205V154L207 153V152H204V147H203V145L200 143V142H198V140H200L203 136H208V138L209 139H212V140H218V142H220V141H224V140H226L227 138H225V137H229V135H232V134H235V133H237L238 135H241V136H247V135H251V136H253L254 135V133L253 132H249V134H248V126L249 125H254V124H260V125H263L264 126V116L260 113V109H261V107L262 106H264V104L262 105V102H264V91L263 92H261V91H259V90H264V85H258V86H255V85H253V84H250V83H248L247 82V78L245 77V66L246 65H248V63H249V61H251V63H252V70H253V72H254V74H255V76H256V78L258 79V83H262L263 82V80H259L260 79V77H261V75H262V73L264 72V67H260V64H262V63H264V61L263 60H261V59H259V57H257V55L256 56H252V52H251V57H247V58H245L244 57V61L243 62H240V59L237 57L238 56V49H240V45H239V41L238 42H236V40H232L230 37H228V39L229 40H232V41H229V42H231V44L229 43V45H225L224 43H222V42H220L219 40H216V39H213V37L215 36H212ZM221 35H224V34H222L221 33ZM48 36V35H47ZM46 36V37H47ZM59 36V35H58ZM69 36V37H70ZM74 36V35H73ZM110 36V35H109ZM108 36V37H109ZM224 36H226V35H224ZM223 36V37H224ZM240 36V35H239ZM40 37H41V35H40ZM61 37H65V36H61ZM72 37V36H71ZM77 37V36H76ZM88 37V39H86L85 40V38H87ZM92 37H93V35H92ZM97 37H98V35H97ZM171 37V36H170ZM195 37V36H194ZM193 37V39H195ZM235 37H237L236 36V34H235ZM44 38H45V36H44ZM48 38V37H47ZM52 39H53V37H51ZM51 38H49L50 40H52ZM96 38V37H95ZM107 38V37H106ZM111 38H113V36L111 37ZM168 38V37H167ZM192 38V37H191ZM199 38V37H198ZM217 38V37H216ZM218 38H220V36L218 37ZM227 38V37H226ZM56 39V38H55ZM71 39V38H70ZM97 39V38H96ZM95 39V40H96ZM178 39H179V37L177 38V40H176V42L178 41ZM185 39H186V37H185ZM197 39V38H196ZM74 40L76 41V42H78L77 40H76V38H74ZM90 40V42H91V40L92 39H89ZM95 40H93V42L95 41ZM113 40V39H112ZM257 40H258V38H257ZM262 40H263V38H262ZM65 41V40H64ZM66 41H68V40H66ZM73 41V40H72ZM107 41V40H106ZM111 41V40H110ZM118 41V40H117ZM179 41H180V39H179ZM183 41V40H182ZM197 41V40H196ZM259 41V40H258ZM264 41V40H263ZM87 42V41H86ZM92 42V43H93ZM99 42H100V40H99ZM98 42V43H99ZM113 42V41H112ZM198 42V41H197ZM228 42V41H227ZM227 42H225V43H227ZM62 43V42H61ZM67 43V42H66ZM92 43L90 44V45H92ZM95 43H97L96 41H95ZM178 43H180V42H177L176 44H178ZM182 43V42H181ZM186 43V42H185ZM191 43V42H190ZM74 44H76V43H74ZM112 44V43H111ZM132 44V43H131ZM183 44V43H182ZM196 44V43H195ZM69 45H72V42L70 41V43H69ZM78 44H76L75 45V47L77 46ZM82 45V44H81ZM83 45V46H84ZM87 45H89V44H87ZM95 45V44H94ZM178 45H180V44H178ZM193 45V44H192ZM191 45V46H192ZM204 45H205V43H204ZM207 45V44H206ZM241 45H243V44H241ZM256 45H258V43L256 44ZM66 46V45H65ZM103 46V45H102ZM183 46V45H182ZM188 46V45H187ZM190 46V45H189ZM194 46V45H193ZM244 46V45H243ZM243 46H241V47H243ZM252 46V45H251ZM112 47V46H111ZM180 47V46H179ZM196 47V46H195ZM255 47V46H254ZM92 48V47H91ZM193 48V47H192ZM191 48V49H192ZM200 48V47H199ZM198 48V49H199ZM212 48H213V50H212ZM244 48H246V46H244ZM243 48V49H244ZM74 49V48H73ZM86 49V48H85ZM87 49H89V47L87 48ZM87 49H86V52H88L87 51ZM114 49V48H113ZM179 49H183V48H179ZM185 49V48H184ZM202 49V48H201ZM242 49V48H241ZM247 49H250L249 47H247ZM254 49V48H253ZM76 50V49H75ZM118 50V49H117ZM200 50V49H199ZM246 49H244V50H242V51H245ZM71 51H73V50H71L70 49V52ZM89 51H91V50H89ZM113 51V50H112ZM241 51V50H240ZM249 51V50H248ZM263 51H264V49H263ZM179 52H180V50H179ZM194 53H195V51H193ZM250 52V51H249ZM181 53V52H180ZM240 53V52H239ZM26 54H28L29 56H27L26 57ZM64 54V53H63ZM66 54V53H65ZM86 54V53H85ZM183 54V53H182ZM181 54V55H182ZM186 54V53H185ZM190 54V53H189ZM198 54V53H197ZM241 54V56H242V53H240ZM89 55V54H88ZM247 55V54H246ZM108 56H109V54H108ZM116 56V55H115ZM175 56H177V55H175ZM188 56V55H187ZM197 56V55H196ZM243 56H245V54L243 53ZM40 57H44L43 58V60L41 61V64H39L40 62H39V58ZM68 57V56H67ZM120 57V56H119ZM118 57V58H119ZM186 57V56H185ZM79 58H80V56H79ZM82 58H84V59H87V58H85L84 56L82 57ZM89 58V57H88ZM91 58V57H90ZM89 58V59H90ZM99 58V57H98ZM97 58V59H98ZM101 58V57H100ZM182 58V57H181ZM188 58V57H187ZM64 59V58H63ZM81 59V58H80ZM116 59V58H115ZM148 59H149V57H148ZM147 59V60H148ZM197 59H199V58H197ZM243 59V58H242ZM77 61V60H76ZM78 61H79V59H78ZM78 61H77V63H78ZM91 61H93V60H91ZM108 61H109V59H108ZM85 62V61H84ZM110 62V61H109ZM120 62V61H119ZM122 62V61H121ZM64 63V62H63ZM67 63V62H66ZM99 63V62H98ZM100 63H101V60H100ZM117 64H118V62H117ZM241 64H243V67H241ZM30 65V66H31ZM103 65H106V64H103ZM102 65V66H103ZM180 65H181V63H180ZM67 66V65H66ZM149 66V65H148ZM178 66V65H177ZM193 66H195V65H193ZM196 67V66H195ZM240 67H241V69H242V73L244 74V79H243V83H238V82H236V81H234V79H233V76H236V75H239L240 74ZM115 68V67H114ZM171 68V67H170ZM197 68V67H196ZM199 68V67H198ZM32 69V68H31ZM69 69V68H68ZM141 69V68H140ZM156 69V68H155ZM163 69V68H162ZM168 69H169V67H168ZM180 69V67L178 68V70ZM65 70V69H64ZM116 70H117V68H116ZM120 70V69H119ZM132 70V69H131ZM143 70H141V72H142ZM169 71L170 72H172L170 69H169ZM191 71V70H190ZM193 71V70H192ZM191 71V72H192ZM27 72V77H26V75H25V73ZM31 72V71H30ZM65 72V71H64ZM68 72V71H67ZM67 72H65L67 75H68V73ZM128 72V71H127ZM130 72V71H129ZM140 72V73H141ZM70 73H71V70H70ZM117 73V72H116ZM131 73V72H130ZM129 73V74H130ZM176 73H178V72H176ZM135 74V73H134ZM56 75V74H55ZM74 74L72 73V76H73ZM121 75V74H120ZM119 75V76H120ZM125 75V74H124ZM128 75V74H127ZM188 75V74H187ZM191 76H192V74H190ZM196 75V74H195ZM70 75H68V78H70L69 77ZM71 76V77H72ZM117 76V75H116ZM123 76V75H122ZM131 76V75H130ZM31 77H32V75H31ZM123 77H125V76H123ZM132 77V76H131ZM131 77H129V78H131ZM135 77V76H134ZM193 77V76H192ZM53 78V77H52ZM52 78H50V79H52ZM59 78V77H58ZM127 78H128V76H127ZM128 78V79H129ZM157 78H159V77H157ZM185 78V77H184ZM183 78V79H184ZM190 78V77H189ZM230 78V79H229ZM238 78V77H237ZM37 79L35 78L34 80H36L37 81ZM46 79H47V77H46ZM49 79V78H48ZM49 79V83H51L52 82V80H50ZM71 79V78H70ZM159 79H161V78H159ZM201 79H202V77H201ZM29 80V79H28ZM56 80H58L57 78H56ZM72 80V79H71ZM134 80H135V78H134ZM163 79H161V81H162ZM177 80V79H176ZM185 80H187L186 78H185ZM190 80V79H189ZM30 81V80H29ZM35 81V82H36ZM40 81H42L41 79L38 81V82H40ZM51 81V82H50ZM128 81V80H127ZM172 81V80H171ZM179 81V80H178ZM181 81V80H180ZM179 81V82H180ZM241 81V80H240ZM31 82V81H30ZM33 82V81H32ZM71 81H69L68 83H70ZM130 82V81H129ZM159 82H160V80H159ZM158 82V83H159ZM177 82V81H176ZM193 82V81H192ZM42 83V82H41ZM40 83V84H41ZM53 83V82H52ZM68 83H67V85H68ZM78 83V82H77ZM167 83V82H166ZM173 83H175V81L173 82ZM181 83H182V81H181ZM30 84V83H29ZM32 84V83H31ZM34 84V83H33ZM37 84V83H36ZM39 84V85H40ZM178 84V83H177ZM38 85V84H37ZM52 85H54V84H52ZM72 85V84H71ZM28 86V85H27ZM34 88H36V87H38V86H36V85H32ZM32 86H31V88H32ZM36 86V87H35ZM40 86H43V85H40ZM69 87V86H68ZM169 87V86H168ZM33 89V88H32ZM37 89V88H36ZM35 89V90H36ZM43 89V88H42ZM42 89H40V90H42ZM164 89V88H163ZM170 89V88H169ZM65 90V89H64ZM146 90V89H145ZM160 90H162V89H160ZM159 90V91H160ZM39 91V90H38ZM45 91V90H44ZM147 91V90H146ZM162 91H164V90H162ZM36 92V91H35ZM34 92V93H35ZM52 92V91H51ZM58 92V91H57ZM66 92V91H65ZM151 92V91H150ZM150 92H148V93H150ZM172 92V91H171ZM60 93V92H59ZM37 94V93H36ZM36 94L34 95V94H32V96L34 95L35 96V98L36 99H34V101L35 102H38L39 100H38V98H37V96H36ZM42 95H44L43 94V92L41 93ZM40 94V95H41ZM147 94V93H146ZM145 94V95H146ZM41 95V96H42ZM149 95H151V94H149ZM158 95V94H157ZM156 95V96H157ZM164 95H165V93H164ZM170 95V94H169ZM168 94H167V96H169ZM172 95V94H171ZM34 96H33V98H34ZM45 96H47L46 95V93H45ZM123 96V95H122ZM135 96V95H134ZM173 96V95H172ZM43 97V96H42ZM70 97V96H69ZM83 96L81 95V98H82ZM125 97V96H124ZM40 98V97H39ZM47 98V97H46ZM79 98V97H78ZM79 99V100H82V99ZM100 98V97H99ZM127 98V97H126ZM148 98H149V96H148ZM171 98H173V97H171ZM45 99V97H43V100ZM84 99V98H83ZM128 99V98H127ZM135 99V98H134ZM137 99H138V97H137ZM151 99H152V96H151ZM160 99V98H159ZM174 99V98H173ZM42 100V101H43ZM46 100V99H45ZM122 100H123V98H122ZM129 100V99H128ZM148 100H150V98L148 99ZM163 100V99H162ZM170 100V99H169ZM121 101V100H120ZM132 100H130V102H131ZM136 101V100H135ZM152 101V100H151ZM159 101H161V100H159ZM35 102H33L34 104H35ZM41 102V101H40ZM39 102V103H40ZM103 101H101L100 102V104L102 103ZM125 102V101H124ZM124 102L122 103V104H124ZM134 102V101H133ZM132 102V103H133ZM44 103V102H43ZM127 103V102H126ZM140 103H141V101L139 102V106H140V109H141V105H140ZM156 103V102H155ZM155 103H153V104H155ZM38 104V103H37ZM36 104V105H37ZM41 104H42V102H41ZM128 104V103H127ZM142 104V103H141ZM175 105L176 107H173V105ZM40 105V104H39ZM44 105V104H43ZM131 105H133V104H131ZM136 105V104H135ZM152 105V104H151ZM262 105V106H261ZM42 106V105H41ZM46 106V105H45ZM74 106H75V103H74ZM77 106V105H76ZM124 107H125V105H123ZM127 106V105H126ZM155 106H157L156 104H155ZM39 107V106H38ZM42 107H44V106H42ZM87 107V106H86ZM128 107V106H127ZM133 107V106H132ZM136 107H138V106H136ZM144 107V106H143ZM142 107V108H143ZM148 108H149V106H147ZM95 108H97V107H95ZM36 107H35V111H36ZM49 109H50V107H49ZM89 109V108H88ZM87 109V110H88ZM100 109V108H99ZM127 109V108H126ZM133 109V108H132ZM131 109V110H132ZM147 109V108H146ZM263 109H264V107H263ZM262 109V110H263ZM38 110V109H37ZM40 110V109H39ZM38 110V111H39ZM42 110V111H41ZM40 110V112H42V115H44L43 114V112L44 111H46V109H44L43 110V108ZM51 110H52V108H51ZM51 110H49L50 111V114H52V113H54V112H52L51 113ZM83 110V109H82ZM81 110V111H82ZM104 110V109H103ZM103 110H102V112H103ZM139 110V109H138ZM148 111H146L147 113H149V109H147ZM154 110V109H153ZM49 111H47V112H49ZM90 111V110H89ZM95 111V110H94ZM127 111H128V109H127ZM130 111V110H129ZM141 111V110H140ZM97 112H99V111H97ZM126 112V111H125ZM134 112V111H133ZM132 112V113H133ZM136 112V111H135ZM150 112H151V106H150ZM154 112V111H153ZM45 113V112H44ZM90 112H88V114H89ZM94 113H96V112H94ZM93 113V114H94ZM147 113H145V116H146V118H147ZM180 115H179V114ZM46 115H47V113H45ZM81 114H84L83 112L81 113ZM88 114H86V115H88ZM90 114H92V113H90ZM98 114V113H97ZM121 114H122V112H121ZM128 114H129V112H128ZM127 113L125 114V115H128ZM137 114V113H136ZM147 114V115H146ZM161 114H162V112H161ZM160 114V115H161ZM178 114V115H177ZM96 114H94V116H95ZM123 115V114H122ZM134 115V114H133ZM141 115V114H140ZM152 115V114H151ZM155 115H156V113H155ZM91 116V115H90ZM97 116V115H96ZM144 116V117H145ZM158 116H159V113H158ZM44 117V116H43ZM42 117V118H43ZM48 117V116H47ZM50 117H52L51 115H50ZM55 117H57V118H62V115H61V113L60 112H57L56 114H55ZM122 117V116H121ZM124 117V116H123ZM150 116H148V118H149ZM154 117V116H153ZM157 119L156 120H153V121H158V117H157V115L155 116ZM85 118H87V117H85ZM89 118V117H88ZM117 119H118V117H116ZM115 117L113 118V120H117ZM125 119L126 118H130V116L128 117V116H126V117H124ZM133 118V117H132ZM135 119H137L136 117H134ZM41 119V120H40ZM48 119H50V118H48ZM84 119V118H83ZM93 119V118H92ZM127 119V120H128ZM141 120H142V118H140ZM85 120H87V119H85ZM84 120V121H85ZM130 120H132V119H130ZM129 120V121H130ZM50 121H51V119H50ZM49 121V122H50ZM89 121H90V119H89ZM89 121H86V122H88L89 123ZM92 121V120H91ZM133 121V120H132ZM137 121V120H136ZM142 121H144V120H142ZM146 121V120H145ZM149 121H151L150 119H149ZM48 122V121H47ZM46 122V120H45V123H47ZM52 122V121H51ZM50 122V123H51ZM86 122H84L83 124H85ZM117 123H118V120L116 121ZM135 122V121H134ZM163 122V124L162 125H164V121H162ZM49 123V124H50ZM53 123V122H52ZM51 123V124H52ZM91 123H93V122H90L89 124H91ZM113 123H115V122H113ZM113 123H111V126L113 127L114 125H113ZM126 123V122H125ZM149 123V122H148ZM151 123H152V121H151ZM44 124V119H43V122H42V125ZM48 124V123H47ZM47 124H45L46 125V127H47ZM95 124V123H94ZM116 124V123H115ZM135 124V123H134ZM143 124H145V122H143ZM146 124H147V121H146ZM155 124V123H154ZM160 124V125H161ZM53 125V124H52ZM57 125V124H56ZM81 125H82V123H81ZM107 125H109V124H107ZM107 125H106V127H107ZM150 125V124H149ZM159 125V124H158ZM187 126V125H189L190 126V128H191V131H190V133H189V135H188V137H184V135H182V133L183 134H185V132H181V131H179L180 129H183V130H185L184 129V126ZM83 126V125H82ZM85 126V125H84ZM87 126V125H86ZM92 126H94L93 124H92ZM110 126V128H112ZM118 126H119V123H118ZM117 125H116V127L117 128H119ZM146 126V125H145ZM156 126H157V124H156ZM46 127H45V129H46ZM52 127V126H51ZM56 127V126H55ZM77 127V126H76ZM81 127V126H80ZM133 127H134V125H133ZM146 127H150V126H146ZM44 128V127H43ZM50 128V127H49ZM70 128V127H69ZM93 128V127H92ZM91 128V126H90V130H93ZM124 128H126V126H124ZM152 128V127H151ZM54 128H51V129H48V130H51L48 134H46V135H49L51 132H52V130H53ZM58 130H59V128H57ZM71 129V128H70ZM82 129V128H81ZM103 129H105V128H102V130ZM108 129V128H107ZM121 129H123V128H121ZM137 129H138V127H137ZM150 129V128H149ZM152 129H154V128H152ZM261 129H263V128H261ZM47 130V129H46ZM46 130H44V131H46ZM83 130V129H82ZM87 130V129H86ZM131 130H132V128H131ZM130 130V131H131ZM134 130V129H133ZM151 130V129H150ZM44 131H43V133H44ZM55 131H56V129H55ZM73 131V130H72ZM116 131V130H115ZM137 131V130H136ZM153 131V130H152ZM177 131L178 132H180V134H176L177 133ZM48 131H46V133H47ZM57 132H59V131H57ZM57 132H53V133H57ZM82 132H84V131H82ZM81 132V133H82ZM110 132V131H109ZM149 132V131H148ZM156 132V131H155ZM159 132V131H158ZM52 133V134H53ZM69 133V132H68ZM73 133V132H72ZM71 133V134H72ZM87 133V132H86ZM90 133V132H89ZM88 133V134H89ZM111 133V132H110ZM113 133H116V132H113ZM127 133V132H126ZM134 133V132H133ZM59 134H61L63 137V139L61 138V140L60 139H58V142H56V141H54V143L56 144V146H55V150L53 151V149L51 150V152L53 153V154H51L50 156L51 157H53L52 159L55 161L56 159H59V165L60 164H63L64 162L62 161L63 160V158H64V160L66 159V160H68L70 163L72 162L73 163V161H71L72 159H76L75 157H77L78 158V162H79V164H80V166L81 167H85V168H88V170H89V168H93V164H94V162H93V160H92V157L95 155V152H100V151H94V149L93 150H90L89 152H88V154H89V158L88 157H85V155H87V151H86V148H85V145H88L89 144V142L87 141V139H86V137L87 136H85L83 133V136L81 137V136H79V137H77V143L75 144L74 143V147L73 148H71V145L73 144V143H71V141L72 140H74L72 137V135H74V133L72 134V135H70V134H64V133H59ZM87 134V135H88ZM118 134V133H117ZM117 134H114L115 135V137H117L116 135ZM123 134V133H122ZM152 134V133H151ZM157 134V133H156ZM160 134H162L161 132H160ZM45 135V136H46ZM54 135H56V134H54ZM54 135H52L53 136V138H52V140L53 139H57L58 138V136L56 135V137H54ZM90 135H91V133H90ZM129 135V134H128ZM177 135H181V136H177ZM186 135V134H185ZM225 135V137H223ZM41 136V135H40ZM89 136V135H88ZM119 136L121 137L122 135H120V133H119ZM119 136H118V138H119ZM126 136V135H125ZM131 136H133V135H131ZM159 136V135H158ZM164 136H166V135H164ZM41 137H44V136H41ZM123 137V136H122ZM121 137V138H122ZM126 137H128V136H126ZM135 137V136H134ZM108 138H109V136H108ZM111 138H113V137H111ZM146 138H147V136H146ZM155 138H156V135H155ZM159 138V137H158ZM163 138H165V137H163ZM189 138V139H188ZM37 139V138H36ZM97 139V138H96ZM117 139V138H116ZM127 140L126 141H123V142H125V145L127 146V148H129L130 150H133V144H134V139L133 138H126ZM137 139V138H136ZM139 139V138H138ZM204 139L205 138H202L201 139V141L203 140L204 141ZM240 139V138H239ZM245 139V138H244ZM38 140V139H37ZM37 140H36V143L35 144H37ZM48 140V139H47ZM52 140H51V142H52ZM95 140V139H94ZM109 140V139H108ZM115 140V139H114ZM124 140V139H123ZM217 140H216V142H217ZM243 140V139H242ZM247 140V139H246ZM41 141V140H40ZM45 141V140H44ZM43 141V138H42V142H44ZM50 141V140H49ZM90 141V140H89ZM91 141H92V139H91ZM97 141V140H96ZM110 141V140H109ZM208 141V140H207ZM230 141V140H229ZM41 142V143H42ZM47 142V141H46ZM49 143V142H48ZM108 143V142H107ZM115 144H116V142H114ZM113 143V144H114ZM138 143V142H137ZM213 143V142H212ZM212 143H210V145L212 144ZM245 143H246V141H245ZM39 144H40V142H39ZM51 144H53V142L51 143ZM55 144H53V145H55ZM85 144V145H84ZM90 144H91V142H90ZM99 144V143H98ZM118 144H120V143H118ZM123 144V143H122ZM214 144H216L215 142H214ZM221 144V143H220ZM219 144V145H220ZM93 145V144H92ZM111 145V144H110ZM137 145V144H136ZM161 145H167L168 146V149H167V153H166V151H165V153H166V157L164 158V157H160V156H164V155H160V156H157V155H155V153H156V150L158 149V147L160 148V146ZM218 145V144H217ZM246 145V144H245ZM38 146H40V145H36V146H34L35 147V149L37 150V148L36 147H38ZM46 146V145H45ZM51 146V145H50ZM95 146V145H94ZM93 146V147H94ZM97 146H99V145H97ZM112 146V147H111ZM110 147L111 148H113V146L114 145H111ZM118 146H120V145H118ZM118 146H116L117 148H118ZM122 146H124V145H122ZM207 146H208V143H207ZM212 146V145H211ZM215 146V148H217V146L216 145H214ZM41 147V146H40ZM48 147V146H47ZM92 147V146H91ZM115 147V146H114ZM209 147V146H208ZM218 147H220V146H218ZM221 147H223V146H221ZM245 147V146H244ZM39 148V147H38ZM45 148V147H44ZM44 148H42L43 150H44ZM54 148V147H53ZM97 148V147H96ZM123 148V147H122ZM137 148H138V146H137ZM210 148V147H209ZM247 148V147H246ZM11 149V150H10ZM109 149V148H108ZM125 149V148H124ZM208 149V148H207ZM213 149V148H212ZM219 149V148H218ZM217 149V150H218ZM9 150H10V152H9ZM31 150V151H30ZM39 150V149H38ZM98 150H100V148L98 149ZM111 150V149H110ZM115 150V149H114ZM135 150H137V149H134V151ZM208 150H210V149H208ZM223 150V149H222ZM34 151V150H33ZM45 151V150H44ZM119 151H120V149H119ZM123 151H125V150H123ZM162 151H163V149H162ZM129 152L130 151H128V154H129ZM211 152H212V150H210V158H211ZM46 153H48V152H46ZM110 153V152H109ZM164 153V152H163ZM203 153H205L204 155H203ZM225 153H227V152H225ZM135 154V153H134ZM42 155H44L43 154V151H42ZM41 155V156H42ZM111 155V154H110ZM145 155V154H144ZM98 156V155H97ZM133 156V155H132ZM213 156V155H212ZM218 156V155H217ZM249 156V155H248ZM40 157V156H39ZM44 157V156H43ZM43 157H41V158H43ZM51 157H50V159L49 160H47L48 162L47 163H49V161L51 160V163H52V159H51ZM100 157H101V155H100ZM119 157H122V156H119ZM126 157V156H125ZM131 157V156H130ZM223 157H225V156H223ZM22 159L21 161H19V160H13L12 161V159ZM23 158H25V159H23ZM35 158H37V156H36V154H35ZM86 158H88L87 160H86ZM116 158V157H115ZM146 158V157H145ZM148 158V157H147ZM213 158V157H212ZM211 158V159H212ZM249 158V157H248ZM104 159V158H103ZM102 159V160H103ZM118 159V158H117ZM214 159V158H213ZM221 159V158H220ZM225 159H226V157H225ZM31 160V159H30ZM37 160H38V158H37ZM66 160H65V163H66ZM77 160V159H76ZM119 160V159H118ZM149 160V159H148ZM222 160V159H221ZM247 160V159H246ZM14 161H19V162H17V163H14ZM43 161H45L44 159H43ZM53 161V162H54ZM67 161V162H68ZM212 161H214V160H212ZM212 161H211V163H212ZM226 161V160H225ZM23 162H25V161H22V163ZM30 162V161H29ZM28 162V163H29ZM32 162V161H31ZM40 162V161H39ZM41 162H42V160H41ZM56 163H57V161H55ZM54 162V163H55ZM68 162V166H69V163ZM196 162L197 161H195V165H196ZM200 162V161H199ZM215 162V161H214ZM219 160H218V164H219ZM228 162H229V160H228ZM33 163V162H32ZM38 163V162H37ZM43 163V162H42ZM75 163H76V161H75ZM106 163V162H105ZM104 163V164H105ZM120 162H118V164H119ZM126 163H127V161H126ZM145 163V162H144ZM143 163V164H144ZM200 163H202V162H200ZM216 163V162H215ZM237 163V162H236ZM239 163V162H238ZM241 163V162H240ZM25 164H27V161L25 162ZM31 164V163H30ZM46 164V163H45ZM50 164V163H49ZM53 164V163H52ZM131 164V163H130ZM204 163H202V165H203ZM207 164H210V163H207ZM217 164V163H216ZM216 164H214V165H216ZM221 164H222V162H221ZM232 164V163H231ZM235 164V163H234ZM29 165V164H28ZM54 165H56V164H54ZM73 165H74V163H73ZM76 165V164H75ZM78 165V164H77ZM77 165H76V167H77ZM113 165V164H112ZM201 165V166H202ZM205 165V164H204ZM204 165L202 166V168H204ZM212 165V164H211ZM224 165V164H223ZM223 165H222V167H223ZM225 165H227L226 164V162H225ZM236 165V164H235ZM242 165V164H241ZM241 165H238V167L240 168V166ZM23 166H24V163H23ZM27 166V165H26ZM37 165H35V167H36ZM43 166V165H42ZM46 166V165H45ZM51 166V165H50ZM63 166V165H62ZM62 166H61V168H62ZM131 166V165H130ZM210 166V165H209ZM209 166H207V168L209 167ZM217 166V165H216ZM231 166V168L232 167H234V165H230ZM52 167H55V166H52ZM73 167V166H72ZM108 167V166H107ZM110 167V166H109ZM120 167V166H119ZM197 167H200V165H198ZM219 167V166H218ZM244 167V166H243ZM243 167H241L240 168V172H241V169L243 168ZM16 168V169H17ZM38 168V167H37ZM36 168V169H37ZM57 168H58V166H57ZM56 168V170L54 169V170H52V168H50L52 171H56L55 172V174L56 175H59L58 173V169ZM80 168V167H79ZM110 168H112V167H110ZM115 168V167H114ZM128 168H130L129 166L126 168V169H128ZM217 168V167H216ZM215 168V169H216ZM228 168H230V167H228ZM230 168V169H231ZM21 169H23V167L21 168ZM29 169H30V167H29ZM29 169H26V170H28V171H31V173H33L34 171H32V169L31 170H29ZM45 169V168H44ZM131 169V168H130ZM194 169V168H193ZM196 169V168H195ZM209 169V168H208ZM218 169V168H217ZM11 170V171H10ZM18 170V169H17ZM39 170V169H38ZM37 170V171H38ZM46 170V169H45ZM51 170H49L50 171V176L52 175L51 174ZM61 170V169H60ZM59 170V171H60ZM66 170V169H65ZM65 170H63V171H65ZM69 170V169H68ZM74 170H75V168H74ZM83 170V169H82ZM204 170V172H206V174H209V173H207V169H206V171H205V169H202V171ZM210 170H212V168L211 169H209V171L208 172H210ZM214 170V169H213ZM252 170V169H251ZM250 170V171H251ZM9 171V172H8ZM70 171V170H69ZM90 171V170H89ZM96 171V170H95ZM127 171V170H126ZM167 171H170L171 172V174H172V172L174 173L173 174V176L171 175L170 177H169V175H166L167 174ZM198 171H200V169L198 170ZM221 171V170H220ZM224 171V170H223ZM226 171H229V170H226ZM6 172H8L7 174H6ZM39 172H40V170H39ZM53 172V173H54ZM67 172V171H66ZM65 172V173H66ZM80 172V171H79ZM91 172V174L92 173H95V172H93V170L92 171H90ZM169 172V173H170ZM234 172V171H233ZM246 172V171H245ZM21 173V174H22ZM37 173V172H36ZM35 173V174H36ZM42 173H44L45 174V172H42ZM41 173V174H42ZM81 173V172H80ZM211 173V172H210ZM221 173V172H220ZM219 173V174H220ZM232 173V172H231ZM39 174V173H38ZM40 174V176H42ZM47 174V173H46ZM69 174H71V173H68L67 175H69ZM202 174V173H201ZM205 174V175H206ZM255 174V173H254ZM29 175H30V172H29ZM28 175V176H29ZM54 175V174H53ZM53 175L51 176V178L53 177ZM55 175V176H56ZM75 175V174H74ZM96 175V174H95ZM125 175V176H124ZM204 175V177H205V179H207V175L205 176ZM209 175H211V174H209ZM208 175V176H209ZM228 175V173L226 174V176ZM245 175V174H244ZM243 175V176H244ZM13 176V177H12ZM31 176H33V175H31ZM34 176H36V175H34ZM39 175H37V177H38ZM39 176V177H40ZM47 176V175H46ZM45 175H43V178H45L46 177ZM49 176V177H50ZM72 176V175H71ZM70 176V177H71ZM225 176V175H224ZM222 176L221 177V180H223V179H225V180H223V183L227 186L229 183V185L228 186H230V188H231V182L233 183V182H235L233 185L234 186H236V184H237V180L236 181H234L235 180V178L233 179L232 177H234V175L232 176V177H229V176ZM231 176V175H230ZM246 176H247V174H246ZM248 176H250L249 174H248ZM48 177V176H47ZM46 177V178H47ZM92 177H94V174H93V176ZM204 177H201L202 178V180H203V178ZM213 176H211L210 178L211 179H213L212 178ZM224 177V178H223ZM12 178V179H11ZM56 178H59V177H57L56 176ZM55 178V179H56ZM77 178V177H76ZM80 178V177H79ZM82 178V177H81ZM96 178H97V176H96ZM103 178V177H102ZM219 178H220V176H219ZM218 178V179H219ZM247 178V177H246ZM54 179V178H53ZM91 179V178H90ZM93 179V181H94V178H92ZM97 179H99V178H97ZM120 179V180H119ZM210 179V180H211ZM215 179V178H214ZM26 180V178L24 179V181ZM42 180V179H41ZM77 180V179H76ZM104 180V179H103ZM207 180H209V178L207 179ZM216 180H217V178H216ZM23 181V182H24ZM30 181H32L33 182V180L31 179ZM39 181V180H38ZM38 181H36V182H38ZM93 181H90L91 183L89 184V185H92V187H93ZM230 181V182H229ZM28 182V181H27ZM34 182H35V178H34ZM41 183H42V181H40ZM86 182V181H85ZM84 182V183H85ZM101 182H102V180H101ZM199 182H200V180H199ZM206 182H208V181H205L204 183H206ZM220 182V181H219ZM25 183H26V181H25ZM40 183V185H42ZM87 183H88V181H87ZM87 183L86 184H83V185H87ZM98 183H100V181L98 182ZM209 183H210V181H209ZM211 183H212V181H211ZM217 183V182H216ZM216 183H214V184H216ZM14 184V186H12ZM15 184H16V186H15ZM29 184V183H28ZM27 184V185H28ZM33 184V183H32ZM31 184V185H32ZM199 184V183H198ZM201 184V183H200ZM208 184V183H207ZM207 184H206V186H207ZM219 184H221V183H219ZM23 185V184H22ZM25 186H26V184H24ZM24 185H23V192H25V188H24ZM31 185H30V187H31ZM61 185V184H60ZM203 185V184H202ZM213 185V184H212ZM217 185L218 184H216V187H217ZM222 185V184H221ZM221 185H218V186H221ZM238 185V184H237ZM20 186V185H19ZM34 186V185H33ZM35 186H36V184H35ZM82 186V185H81ZM199 186V185H198ZM29 187V186H28ZM37 187V186H36ZM39 187V186H38ZM201 187V186H200ZM212 188H213V186H211ZM210 187V188H211ZM27 188V187H26ZM59 188V187H58ZM61 188V187H60ZM79 188H81V187H79ZM198 188V187H197ZM196 188V189H197ZM206 188H208V187H206ZM209 188V189H210ZM214 188H215V186H214ZM12 189V190H11ZM34 189V188H33ZM38 190H36L35 192H37V194H36V197L38 196V199H37V201L39 200V197H40V202L39 203H43L44 201H42L41 202V200H44V199H46V198H48V196L47 197H45L44 198V196H45V194L46 195H48L47 193H48V191H47V189L45 188V186L44 185H42V186H40L39 188H37ZM82 189V188H81ZM116 189V188H115ZM187 189H188V191H187ZM195 189V188H194ZM205 189V188H204ZM203 189V191H202V193L204 192V191H206V190H204ZM216 189V188H215ZM227 189V188H226ZM226 189H224V190H226ZM232 189V188H231ZM27 190V189H26ZM97 190H100V189H97ZM211 190H213V189H211ZM21 191V190H20ZM19 191V192H20ZM56 191V190H55ZM85 191H86V189H85ZM101 191H102V189H101ZM118 191V190H117ZM122 191V190H121ZM197 191V190H196ZM201 191V190H200ZM209 191V190H208ZM234 191H236V190H234L233 189V191L231 190V191H229L230 193L232 192L233 194H236V192L234 193ZM237 191H238V189H237ZM47 192V193H46ZM51 192V191H50ZM82 192H84V190L82 191ZM86 192H88V191H86ZM96 192V191H95ZM99 192V191H98ZM119 192H120V190H119ZM123 192V191H122ZM131 192V191H130ZM218 192V191H217ZM224 192H226V191H224ZM223 192V193H224ZM229 192H227L228 193V195H229ZM240 192V191H239ZM251 192H253L252 190L250 191V193ZM27 193V192H26ZM34 193V192H33ZM85 193V192H84ZM215 193V192H214ZM222 193V192H221ZM232 193H231V195H232ZM16 194V193H15ZM52 194V193H51ZM83 194V193H82ZM85 194H87V193H85ZM96 194V193H95ZM97 194H99V193H97ZM97 194H96V197H97ZM183 194L184 195H186L187 197H188V199H186V197H185V199L183 198ZM190 194V193H189ZM193 194H194V190H193ZM211 194V193H210ZM239 194H241V193H239ZM238 194V195H239ZM30 195H31V192H29V193H27V194H25V202L23 203V204H26L27 205V207L28 208H30L31 206H30V204H31V202L32 201H34V199L33 198H31L30 197ZM35 195V194H34ZM64 195V194H63ZM67 195V194H66ZM84 195V194H83ZM88 195V194H87ZM100 195V194H99ZM122 195V194H121ZM171 195H173L174 197H172ZM217 195H218V193H217ZM237 195V194H236ZM240 196V195H239ZM50 197V196H49ZM67 197V199H68V196H66ZM116 197V196H115ZM122 197V196H121ZM120 197V198H121ZM220 197V196H219ZM219 197H218V199H219ZM229 197V196H228ZM241 197V196H240ZM20 198H22V197H20ZM19 198V199H20ZM23 198H24V196H23ZM86 198V197H85ZM224 198V197H223ZM234 198V197H233ZM242 198V197H241ZM244 198V197H243ZM53 199V198H52ZM56 199H59V198H56ZM55 198H54V200H52L54 203H55V200H56ZM62 199V198H61ZM95 199V198H94ZM113 199V198H112ZM119 199V198H118ZM124 199V198H123ZM142 200V202H141V200ZM48 199H46V201H47ZM84 200V199H83ZM116 200V199H115ZM232 200V199H231ZM230 200V201H231ZM236 200V199H235ZM18 201V200H17ZM22 201H23V199H22ZM51 201V198L47 201L48 203H47V205L49 204V202ZM50 202V204L51 203H53V202ZM122 201V200H121ZM140 201V202H139ZM219 201H220V199H219ZM240 201V200H239ZM255 201H257V200H255ZM35 202V201H34ZM58 202V201H57ZM64 202V201H63ZM70 202V201H69ZM101 202V201H100ZM99 202V203H100ZM227 202V201H226ZM259 204H261V202L260 201H257ZM21 203V202H20ZM94 203V202H93ZM95 203H96V201H95ZM102 203V202H101ZM241 204H242V202H240ZM244 203V202H243ZM60 204V203H59ZM92 204V203H91ZM113 204V203H112ZM111 204V205H112ZM115 204V203H114ZM132 204V203H131ZM228 204H229V202H228ZM264 204V203H263ZM20 205V204H19ZM19 205H18V207H19ZM25 205V206H26ZM35 205V204H34ZM37 205H39L38 203L35 205V207L37 206ZM44 205V204H43ZM43 205L41 204V207H40V205H39V207H40V209H36V208H34V207H32V208H34L35 210H37V214H36V219L37 220H42V218L43 217H45V216H48L49 214L48 213H46V211L45 210H47L46 208H45V206L47 207V205H45L44 207H43ZM58 205V204H57ZM93 205V204H92ZM95 205V204H94ZM116 205V204H115ZM123 205V204H122ZM238 205V204H237ZM243 205V204H242ZM30 206V207H29ZM48 206H50V205H48ZM67 206H68V204H67ZM88 206H90V205H88ZM96 206V205H95ZM94 206V207H95ZM129 206V205H128ZM145 206V207H144ZM223 206V205H222ZM236 206V205H235ZM239 206V205H238ZM246 206V205H245ZM259 206V205H258ZM3 207V206H2ZM26 207V209H28ZM38 207V206H37ZM42 207H43V211H41V209H42ZM58 207V206H57ZM62 207V206H61ZM130 207V206H129ZM229 207V206H228ZM247 207H249V206H247ZM246 207V208H247ZM1 208V207H0ZM115 208V207H114ZM113 208V213H114V211L115 210H117V209H114ZM222 208V207H221ZM25 209V210H26ZM51 209V208H50ZM54 209V208H53ZM91 209V208H90ZM94 209V208H93ZM97 209V208H96ZM96 209H94V210H96ZM105 209V208H104ZM146 209V208H145ZM170 209V210H169ZM241 209H243L242 207H241ZM241 209H240V211H241ZM248 209V208H247ZM252 209H254V208H252ZM255 209H257V208H255ZM261 209V208H260ZM3 210V209H2ZM14 210V209H13ZM29 210V209H28ZM52 210V209H51ZM124 210V209H123ZM127 210V209H126ZM250 210V209H249ZM258 210V209H257ZM32 212H33V210H31ZM56 211V210H55ZM92 211V210H91ZM119 211V210H118ZM128 211V210H127ZM146 211V210H145ZM0 212H1V210H0ZM4 212H5V210H4ZM25 212V211H24ZM29 212H30V210H29ZM68 212H70V211H67V214H68ZM96 212V211H95ZM129 212V211H128ZM147 212V211H146ZM238 212V211H237ZM6 213H7V210H6ZM6 213H4L5 215H6ZM56 213V212H55ZM62 213V212H61ZM110 213H112V212H110ZM135 213V212H134ZM140 213V212H139ZM144 213V212H143ZM236 213V212H235ZM242 213V212H241ZM244 213V212H243ZM18 214V213H17ZM35 214V213H34ZM122 214H124V213H122ZM128 214V213H127ZM147 214V213H146ZM25 215H26V212H25ZM114 215H117V214H112V217L114 216ZM120 215V214H119ZM119 215H117V216H119ZM135 214H133V216H134ZM151 215V216H152ZM240 215V214H239ZM238 215V216H239ZM244 215V214H243ZM242 215V216H243ZM63 216V215H62ZM67 216V215H66ZM111 216V215H110ZM123 216V215H122ZM127 216V215H126ZM259 216V215H258ZM77 217V216H76ZM116 217V216H115ZM114 217V218H115ZM140 217V216H139ZM141 217H143V216H141ZM145 217V216H144ZM225 217V216H224ZM23 218H25V216L23 217ZM70 218H71V216H70ZM69 218V219H70ZM111 218V217H110ZM113 218V219H114ZM117 218V219H116ZM115 218V221L117 222V220L120 218H118V217H116ZM146 218V217H145ZM73 219V218H72ZM71 219V220H72ZM112 218L111 219H109V222H110V220L112 221L113 220ZM225 219V218H224ZM88 220V219H87ZM86 220V221H87ZM121 220H123V221H121L122 223H124V219H121ZM125 220H126V218H125ZM140 220H142V219H140ZM148 220V219H147ZM253 220V219H252ZM252 220H250V221H252ZM119 221V220H118ZM113 222V221H112ZM111 222V223H112ZM116 222L114 223V224H116ZM120 222V223H121ZM181 222V221H180ZM183 222H185V221H183ZM80 223V222H79ZM118 223V222H117ZM33 224H35V222L33 223ZM67 224H69V223H67ZM75 224V223H74ZM110 223H108L107 224V226L109 225ZM145 224V223H144ZM180 224H182V223H180ZM179 224V225H180ZM219 224V223H218ZM38 225V224H37ZM66 225V224H65ZM71 225H72V223H71ZM113 225V224H112ZM124 225V224H123ZM148 225V224H147ZM151 225H152V223H151ZM246 225V224H245ZM28 226V225H27ZM34 226H36V224L34 225ZM46 226V225H45ZM64 226V225H63ZM62 226V227H63ZM67 226H69V225H67ZM95 226V225H94ZM118 226H120L119 228H121L122 226L120 225V224H117V227ZM145 226V225H144ZM149 226V225H148ZM153 226V225H152ZM30 227V226H29ZM33 227V226H32ZM72 227V226H71ZM75 227V226H74ZM80 227V226H79ZM112 227H114V225L112 226ZM117 227L114 229V230H116L117 229ZM154 227V226H153ZM180 227H182V226H180ZM61 228V227H60ZM73 228V227H72ZM94 228V227H93ZM119 228H118V230H119ZM123 228H125V227H123ZM123 228L121 229V230H123ZM145 228V227H144ZM176 228V227H175ZM174 228V229H175ZM178 228V227H177ZM176 228V229H177ZM25 229V228H24ZM28 229V228H27ZM38 229H42V222H41V224L39 223V227H38ZM71 229V228H70ZM92 229V228H91ZM109 229V228H108ZM113 229V228H112ZM138 229V228H137ZM182 229V228H181ZM180 229V230H181ZM256 229V228H255ZM77 230V229H76ZM89 230V229H88ZM111 229H109V231H110ZM120 230V231H121ZM128 230V229H127ZM131 230H133V229H131ZM130 230V231H131ZM178 230V229H177ZM189 230V229H188ZM257 230V229H256ZM93 231V230H92ZM112 231V230H111ZM110 231V232H111ZM117 231V230H116ZM138 230H136V232H137ZM144 230H142L141 232H143ZM153 230H149V232H152ZM155 231V230H154ZM173 231H175V230H173ZM32 233H36L37 234V231L35 230V231H31ZM127 232H129V231H127ZM135 231H132V233H134ZM139 232V231H138ZM137 232V233H138ZM148 232V233H149ZM176 232V231H175ZM191 232V231H190ZM31 233V234H32ZM107 233V232H106ZM114 233V232H113ZM113 233H111L112 235H113ZM121 233V232H120ZM123 233V232H122ZM131 233V232H130ZM136 233V234H137ZM154 233V232H153ZM152 233V234H153ZM167 233V232H166ZM170 233V232H169ZM185 233V232H184ZM115 234V233H114ZM145 234H146V231H145ZM32 235H34V234H32ZM106 235V234H105ZM109 236H110V233L108 234ZM133 235H135V234H130V236L132 237ZM138 235V234H137ZM151 235V234H150ZM155 235H156V233H155ZM154 235V236H155ZM81 236V235H80ZM116 236V235H115ZM126 237V235L125 234H123V237ZM140 236H142V235H140ZM149 236V235H148ZM152 236V235H151ZM151 236H149V237H151ZM244 236V235H243ZM259 236V235H258ZM105 237V236H104ZM106 237H107V235H106ZM105 237V238H106ZM116 237H118V236H116ZM130 237V238H131ZM135 236H133V238H134ZM119 238V237H118ZM127 238H129V235H128V237ZM129 238V239H130ZM140 238V237H139ZM157 238H159V237H157ZM170 238H171V236H170ZM260 238V237H259ZM110 239H112V238H110ZM124 239H126V238H123V240ZM136 239V238H135ZM149 239V238H148ZM151 239H153L152 237H151ZM155 239V238H154ZM172 239H174V238H172ZM181 239V238H180ZM180 239H179V241H180ZM248 239V238H247ZM105 240V239H104ZM107 240V239H106ZM115 240V239H114ZM117 241H118V239H116ZM119 240H120V238H119ZM122 240V241H123ZM126 240H128V239H126ZM132 238H131V242H132ZM137 240V239H136ZM150 240V239H149ZM183 240V239H182ZM130 241V240H129ZM140 241V240H139ZM142 241V240H141ZM204 238L202 239V242H203V244H204ZM245 241V240H244ZM247 241V240H246ZM107 242H108V240H107ZM112 242H114V241H112ZM188 242V241H187ZM109 243H111V242H109ZM109 243H108V245H109ZM123 243V242H122ZM143 243V242H142ZM156 242L154 241V243H152V246H151V248H153L154 250H159V252L161 253V255L160 256H162V254L165 252V249H166V247H167V244H161V245H157L158 244V242H157V244H155ZM176 243H178V242H176ZM175 243V244H176ZM200 243H201V241H200ZM247 243V242H246ZM16 244H17V250L18 251H20V249H21V245H22V238L20 237V234H18L17 235V238H16ZM28 244V243H27ZM104 244V246H105V244H107V243H103ZM113 244V243H112ZM118 244H119V242H118ZM145 244V243H144ZM148 245H149V243H147ZM60 245V244H59ZM116 245V244H115ZM114 245V249H116L115 246ZM121 245V244H120ZM141 245V244H140ZM170 245V244H169ZM201 245V244H200ZM251 245H253V244H251ZM37 246V245H36ZM70 246V245H69ZM141 246H143V245H141ZM173 246V245H172ZM185 246H187V245H185ZM247 246V245H246ZM50 247V246H49ZM51 247H53V246H51ZM58 247V246H57ZM111 247H113L112 245H110V247L109 248H111ZM121 247V246H120ZM149 247H150V245H149ZM171 247V246H170ZM175 248H176V250H177V247L176 246H174ZM180 247H181V245H180ZM251 247V246H250ZM105 248V247H104ZM118 249H119V247H117ZM174 248V249H175ZM53 249V248H52ZM112 249V248H111ZM114 249H112V251L114 250ZM148 249V248H147ZM183 249V248H182ZM219 249V248H218ZM247 249H248V247H247ZM254 249V248H253ZM253 249H251V251L253 250ZM59 250V249H58ZM107 250V249H106ZM141 250V249H140ZM144 250V249H143ZM143 250H141V252L143 251ZM149 250V249H148ZM201 250V249H200ZM208 250V249H207ZM210 250V249H209ZM220 250V249H219ZM216 251V252H219L220 253V251ZM111 251V252H112ZM189 251V250H188ZM199 251V250H198ZM251 251H248V252H251ZM109 252V251H108ZM110 252V253H111ZM113 252H115V251H113ZM121 252V251H120ZM141 252L139 253V254H141ZM146 252V251H145ZM175 252V251H174ZM200 252V251H199ZM212 252V251H211ZM107 253V252H106ZM219 253L217 254L218 256H219ZM256 253V252H255ZM258 253V252H257ZM52 254H53V252H52ZM57 254V253H56ZM117 252H116V258H117ZM126 254V253H125ZM139 254H138V256H139ZM146 254V253H145ZM248 254H251V253H248ZM107 255V254H106ZM120 255V254H119ZM118 255V256H119ZM122 255V254H121ZM120 255V256H121ZM129 255V254H128ZM216 255V256H217ZM111 256V255H110ZM137 256V255H136ZM144 256V255H143ZM198 256H201L202 257V255H198ZM217 256V257H218ZM127 257H129V256H127ZM131 255H130V259H131ZM190 257V256H189ZM204 257V256H203ZM202 257V258H203ZM205 257H208V256H205ZM217 257H215V258H217ZM259 257V256H258ZM106 258V257H105ZM111 258V257H110ZM115 258V259H116ZM119 258V257H118ZM117 258V259H118ZM136 258H138V257H136ZM139 258H141V257H139ZM112 259H114V258H112ZM145 259H146V257H145ZM151 260H153L152 258H150ZM167 259V258H166ZM204 259V258H203ZM259 259V258H258ZM257 259V260H258ZM119 260V259H118ZM121 260H122V257H121ZM134 260H135V257H134ZM139 260V259H138ZM197 260V259H196ZM195 260V261H196ZM256 260V259H255ZM130 260L128 259V261L127 262H129ZM132 261H133V258H132ZM146 261V260H145ZM168 261V260H167ZM202 261V260H201ZM209 261V260H208ZM214 261V260H213ZM259 262H260V260H258ZM258 261H257V263H258ZM127 262H125V264H127ZM134 262H136V261H134ZM156 262H157V260H156ZM184 262V261H183ZM263 262V261H262ZM115 263V262H114ZM131 263H133V262H131ZM138 263V262H137ZM147 263V262H146ZM155 263V262H154ZM191 263H192V261H191ZM198 263V262H197ZM213 263V262H212ZM217 263V262H216ZM256 263V264H257ZM51 264V263H50ZM111 264H113V263H111ZM117 264V263H116ZM147 264H149V263H147ZM150 264H151V262H150ZM152 264H153V261H152ZM161 264V263H160ZM166 264V263H165ZM167 264H169V263H167ZM188 264V263H187ZM200 264V263H199ZM207 264V263H206ZM210 264V263H209ZM218 264V263H217ZM237 264V263H236ZM260 264H262V263H260ZM263 264H264V262H263Z\"/></svg>",
    "mask_w": 264,
    "mask_h": 264
},
{
    "label": "crops",
    "instance_id": "crops-1",
    "mask_svg": "<svg viewBox=\"0 0 264 264\" xmlns=\"http://www.w3.org/2000/svg\"><path fill=\"white\" fill-rule=\"evenodd\" d=\"M24 254V253H23ZM22 254V255H23ZM10 255V259H12V261L15 263V264H20L22 259H18L19 257V254H16L15 256L11 253H9ZM21 255V254H20ZM0 264H6V261H5V251L3 250L2 247H0Z\"/></svg>",
    "mask_w": 264,
    "mask_h": 264
}]
</instances>
